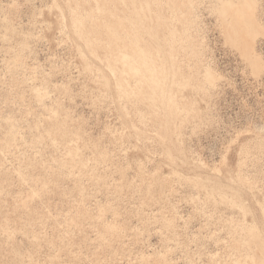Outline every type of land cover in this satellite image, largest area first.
Returning <instances> with one entry per match:
<instances>
[{"label": "rangeland", "instance_id": "rangeland-1", "mask_svg": "<svg viewBox=\"0 0 264 264\" xmlns=\"http://www.w3.org/2000/svg\"><path fill=\"white\" fill-rule=\"evenodd\" d=\"M0 264H264V0H0Z\"/></svg>", "mask_w": 264, "mask_h": 264}, {"label": "bare ground", "instance_id": "bare-ground-1", "mask_svg": "<svg viewBox=\"0 0 264 264\" xmlns=\"http://www.w3.org/2000/svg\"><path fill=\"white\" fill-rule=\"evenodd\" d=\"M132 73V72H131Z\"/></svg>", "mask_w": 264, "mask_h": 264}]
</instances>
